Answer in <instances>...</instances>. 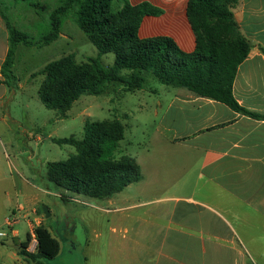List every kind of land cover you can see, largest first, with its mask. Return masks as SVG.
Segmentation results:
<instances>
[{
	"label": "rangeland",
	"instance_id": "1",
	"mask_svg": "<svg viewBox=\"0 0 264 264\" xmlns=\"http://www.w3.org/2000/svg\"><path fill=\"white\" fill-rule=\"evenodd\" d=\"M38 3L39 7H33L20 0L7 1L11 23L36 41L49 32L50 14L59 5L56 0H38ZM70 55L78 63L99 56L97 47L77 26L73 13L65 19L56 42L40 47L21 45L16 51L15 71L26 88L22 97L21 92H18L17 100L11 105L13 120L4 138L7 166L0 172L5 179L12 180L10 198L13 203L9 207L10 189L6 187L8 196L3 199L4 209L0 210V231L8 229L7 219L13 215L16 220L9 230L18 231L21 242H26L30 231L27 220L32 229L37 223L49 228L59 240L61 251L54 259L42 260V264H118L126 259L129 260L128 264H132L136 254L132 247L139 242L147 245H160L165 241L168 244L172 241L181 242L180 234L169 232L168 217H163L160 222V219H156V212L173 208L174 205L180 209L181 198L196 195L195 187L176 185L175 181H179L177 178L184 172L180 165V154L172 146L165 145L158 136L162 130L159 127L160 117L155 116V104L161 102L165 105V93L174 92L177 88L163 85L153 78H148L143 90L134 92H128L121 85H112L105 95L82 96L74 103L67 117L61 118L57 111L43 105L39 89L44 80V68ZM101 62L106 68L112 67L115 55H104ZM88 120L122 122L125 138L114 156L134 157L144 174L142 181L118 194L121 199L127 200L128 206L133 203L141 205L120 215L119 221L104 212L108 210L106 201L59 193L46 180L48 163L65 161L76 154L75 147L59 146L53 139H81ZM2 188L0 183L1 191ZM19 194L39 195L37 204L20 209L25 214L32 211V218L26 220L23 215L16 216L11 211V208L24 203ZM62 196L72 199L65 201ZM44 208L48 209L49 218H46ZM155 220L160 223V227L156 233H151V223ZM36 247L37 244H33L31 251L35 252Z\"/></svg>",
	"mask_w": 264,
	"mask_h": 264
},
{
	"label": "crops",
	"instance_id": "2",
	"mask_svg": "<svg viewBox=\"0 0 264 264\" xmlns=\"http://www.w3.org/2000/svg\"><path fill=\"white\" fill-rule=\"evenodd\" d=\"M129 1L132 5L148 2L163 10L159 17L144 19L140 29L142 38L167 36L184 51H194L196 38L187 17L189 0ZM234 14L253 48L238 68L233 95L242 107L264 115V54L261 51L264 48V0H240ZM8 38L0 15V170L7 166L4 138L13 120L11 105L17 100L18 92L22 97L26 88L17 73L15 90L4 84L1 70L9 51ZM165 94V105L158 102L154 107L162 130L158 136L180 154L184 172L177 178L179 181H175L176 185L193 186L196 195L181 198L180 209L172 205L173 208L156 212L160 222L168 217L169 232L180 234L181 242L168 244L165 241L160 245L139 242L132 247L133 253L136 252L132 264H264V120L241 115L223 103L198 97L185 89L177 88ZM9 173L11 177L10 169ZM4 179L0 172L3 186L0 210L4 209L3 199L8 196L6 187H12L11 178L10 181ZM8 191L10 207L13 203L11 189ZM22 195L19 194L24 203L11 211L27 220L32 218V211L25 214L20 209L35 205L40 199L37 194ZM121 198L116 195L107 200L108 210H104L118 221L120 215L141 206L139 203L128 206L127 200ZM27 222L28 234L32 236L28 251L34 253L30 248L37 244L34 229L40 223L32 229ZM159 227L160 223L155 220L150 232L156 233ZM0 232L8 233L7 237H0V264H23L19 255L23 242L18 231L8 228ZM128 262L126 259L118 264Z\"/></svg>",
	"mask_w": 264,
	"mask_h": 264
},
{
	"label": "trees",
	"instance_id": "3",
	"mask_svg": "<svg viewBox=\"0 0 264 264\" xmlns=\"http://www.w3.org/2000/svg\"><path fill=\"white\" fill-rule=\"evenodd\" d=\"M7 1L10 0H0V15L9 34V51L1 74L4 84L11 89L15 90L18 84L15 72L18 47L48 46L56 42L65 19L72 13L79 29L99 51V56L88 62L78 63L70 55L49 63L42 71L40 100L61 118H66L74 103L84 95H105L116 84L128 92L143 90L148 78H153L163 85L223 103L241 115L264 120V115L242 107L233 95L238 68L253 48L234 14L240 0L188 1L187 17L196 38L192 52L184 51L167 36H140L146 17L163 14V10L148 2L132 5L129 0H56L59 5L50 14L49 32L36 41L11 23ZM20 1L40 6L38 0ZM261 51L264 54V48ZM107 54L115 55V63L109 68L101 62V57ZM124 138L125 126L119 120H88L81 139H53L59 146L75 147L76 154L65 161L48 163L47 182L59 193L98 201L112 199L143 179L134 157L114 156ZM62 199L72 198L62 196ZM34 235L37 241L34 253L28 251L31 234L19 247L23 264H42V260L60 254V242L49 228L36 227Z\"/></svg>",
	"mask_w": 264,
	"mask_h": 264
},
{
	"label": "built area",
	"instance_id": "4",
	"mask_svg": "<svg viewBox=\"0 0 264 264\" xmlns=\"http://www.w3.org/2000/svg\"><path fill=\"white\" fill-rule=\"evenodd\" d=\"M15 216L13 215V217H10L7 219V226L8 228H10L14 223H15ZM8 236V233L6 232H0V237L4 238V237H7Z\"/></svg>",
	"mask_w": 264,
	"mask_h": 264
},
{
	"label": "water",
	"instance_id": "5",
	"mask_svg": "<svg viewBox=\"0 0 264 264\" xmlns=\"http://www.w3.org/2000/svg\"><path fill=\"white\" fill-rule=\"evenodd\" d=\"M44 213L46 215V218H49L50 217V213H49V211H48L47 208H44Z\"/></svg>",
	"mask_w": 264,
	"mask_h": 264
}]
</instances>
